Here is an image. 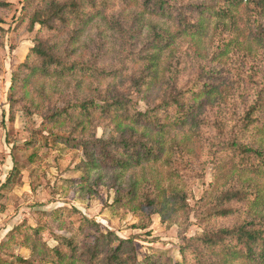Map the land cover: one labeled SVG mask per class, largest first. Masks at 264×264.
I'll return each instance as SVG.
<instances>
[{"label": "rangeland", "instance_id": "374dc122", "mask_svg": "<svg viewBox=\"0 0 264 264\" xmlns=\"http://www.w3.org/2000/svg\"><path fill=\"white\" fill-rule=\"evenodd\" d=\"M3 1L9 6L0 8V185L8 176L10 181L0 187V241L19 226L43 225L41 239L47 246L56 245L55 234L74 236L77 252L81 253L93 243L94 237L110 232L114 237L132 241L137 264L147 257L156 264H191L195 244L187 243L188 239L205 229L216 230L246 217L248 204L232 202L230 204L239 209L237 213L205 218L203 201L222 186L226 170L231 166L227 151H222L219 145L236 135L251 147L258 144L257 122L246 134H242L241 127L250 105L258 103L257 92L264 84V43L252 42L244 35L240 40L245 41L231 49L219 63L209 61L216 48L215 41L207 38L194 45L188 37L178 36L173 39V45L163 51L157 79L150 82L147 78L144 84H137L140 81L135 83V74L144 64L139 58L152 45L154 31L167 29L175 33L179 16L169 20L143 13L142 9L147 8H141L142 0L138 3L96 0L93 5L77 0L83 20L67 18L47 30L40 29L39 25L30 28L27 21L33 10L44 7L47 0ZM173 1L177 4L193 2ZM210 1V4L215 3V0ZM43 38L56 43L54 49L69 61L119 67L123 73L113 79L89 75L71 78L31 75L27 68L19 65L29 66L36 61L30 50L37 39ZM246 41L251 44V53L245 47ZM15 72L19 78L11 91ZM72 78L81 82V93L73 92ZM195 83L198 93L205 88L204 84L217 88V93L205 96L200 92L197 96L196 102L204 101V104L197 115L201 120L196 126L189 121L185 126L169 125L162 136L165 140L163 159L170 157L178 172H169L170 168L161 161L146 164L145 170L136 167L119 172L112 168H94L84 172V152L72 141L114 138L137 143L142 139L156 145L159 136L155 132L158 131L147 129L142 120L138 124L131 119L122 121L114 116L118 114L114 110L108 117L97 110L91 122L84 123V129L71 123L55 125L45 117L53 108H61L64 101L76 96L95 98L97 104H101L100 93L109 98L120 95L127 101L130 114L154 107L161 122H170L176 107L173 104L164 110L161 104L171 103ZM190 97L182 96L185 102L192 104ZM253 117L264 119V109L255 110ZM180 147L190 150L180 151ZM88 149L95 156L101 155L99 145H90ZM106 149L115 152L113 146ZM121 149V145H116V150ZM213 151L217 156L212 155ZM153 179H159L165 190L154 206L158 213L147 214L148 209L134 211V205L127 202L128 197L116 201L132 184ZM183 204L186 208L180 209ZM21 237L23 234L17 233L9 240L0 250V257L8 258L7 261L15 259L14 256L11 259L12 254L37 258L30 255L28 249L18 246ZM109 238L99 242L103 249L118 244V240ZM183 246H187L184 255L180 251ZM130 250L126 244L124 255L128 256Z\"/></svg>", "mask_w": 264, "mask_h": 264}, {"label": "trees", "instance_id": "16d2710c", "mask_svg": "<svg viewBox=\"0 0 264 264\" xmlns=\"http://www.w3.org/2000/svg\"><path fill=\"white\" fill-rule=\"evenodd\" d=\"M84 1L89 5H93L96 0ZM138 1L131 0L132 3H138ZM142 1L141 8H147L142 9L143 13L169 20L173 16H179L180 20L175 33H170L167 29H156L154 31L150 41L152 45L139 58L144 64L142 63V68L135 74L137 78L135 83L140 81L137 84H144L147 78H150V82L157 79L163 51L173 45V39L178 36L188 37L194 45L201 43L202 39L207 38L215 41L216 48L209 56V61L212 60L219 63L231 49L237 48L245 41L240 40L244 35L252 42L264 43V0H215L214 4H210V0H193V2L187 4H177L173 0ZM8 6L7 2L0 0V8H7ZM81 12V4L77 0H47L44 7L33 10L27 17V21L30 28L39 25L40 29L49 30L54 29L57 22L66 21L67 18L82 21ZM56 47L57 44H51L47 38L37 39L30 50L37 62L34 61L29 66L26 63H22L19 67L27 68L31 75L39 74L41 77L56 76V78L89 75L113 79L123 73V69L119 67L107 68L106 66H97L94 63H80L74 59L69 61L68 57L59 54L54 49ZM245 47L251 53L250 42L246 41ZM206 73H202L200 76H204ZM18 78L19 75L15 72L10 85L11 91L14 88V81ZM74 79L72 78L73 92L79 94L81 93L82 84L79 80ZM197 86L195 83L184 90L180 96L174 98L171 103L163 102L161 104L164 110L169 105H175L176 112L170 122H161L154 113L156 111L154 107L130 114L127 101L120 95L115 94L112 98H109L108 95L104 96L100 93L98 101L102 102L101 104H97L95 98L87 99L85 96L83 98L76 96L64 101L61 108H53L52 111L45 114V117L49 119L50 123L55 125L61 126L71 123L84 129V123H90L92 115L97 110L105 117L113 114L114 110L118 113L114 114V116L119 117L122 121L131 119L134 124H138L142 120L147 129L153 128L154 132L155 130L158 131L155 132L159 136L156 140V145L149 144L147 140L144 141L142 139L137 141V143L114 138L72 141L76 147H80L84 152V162L82 163V171L84 172L94 168H112L119 172L133 170L136 167H139L140 170H145L146 164L159 161H161L163 166L170 168L169 172H178V169H174L170 157L163 159L165 154L163 143H165V140L162 136L167 133L166 128L169 125L185 126L188 124L187 121H189L191 125L196 126L201 120L197 115L203 108L204 101L196 102L198 101L196 98L200 92H203L205 96H212L217 91V88H208V84H204L203 87L205 88L198 93L195 90ZM183 94L191 96L190 100L193 99V103L185 102L182 98ZM257 97L258 103L250 105V109L243 116L244 122L241 127L242 134H246L257 122V129L260 133L257 146L251 147L244 140L239 139L240 135H236V137L229 139L228 142L219 145L222 151H227V161H229L231 166L226 170L227 173L224 175L225 182L222 186L213 192V196L210 194L203 201L204 211L207 213V215L203 216L205 218L228 216L237 213L239 209L234 208L233 204H230L232 202L240 205L248 204L247 215L243 220H238L234 224L225 225L216 230L205 229L203 232L198 233L196 237L188 239L187 243L194 242L195 244L191 264H264V119L252 118L255 110L262 111V108L264 109V84L260 86ZM215 126L218 127V124H215ZM159 133H162V135ZM90 145H99L101 147V155L95 156L88 149ZM116 145H121L122 149L116 150ZM109 146H113L115 152L106 149ZM186 149L180 147L179 150L183 151ZM168 150L171 152L170 146ZM189 150L187 149L186 151ZM212 155L217 156L214 151ZM9 181L10 178L8 176L6 182L2 183L0 187L7 186L6 184ZM136 184H132L122 198L118 197L116 201L128 197L127 202L134 205V211L148 209L149 212L147 214L158 213L159 211L154 206L162 198L165 191L160 186V180H143L138 185ZM172 193L176 195L177 192L172 190ZM183 207L186 208L185 204L180 206V209ZM146 217L148 218V215ZM42 229L43 225L27 228L19 226L15 228L14 232L10 233V236L0 241V250H2L17 233L23 234L21 240L18 241V246L28 249L30 255H36L37 258H25L12 254L11 259L14 256V260L7 261L8 258L0 257V264H137L136 253L130 239L114 237L110 232L107 235L101 234L98 237H94L93 243L88 245L85 250L78 253L74 236L55 234L53 238L56 245L49 247L42 242ZM111 236L118 240V244L115 247L103 249L102 243L99 242H106L107 238L109 240ZM102 238H105V240ZM126 244H129L131 248L128 256H125L123 252ZM186 248L187 246L180 248L183 255ZM140 264H156V262L147 257ZM169 264L171 263L169 262ZM174 264H179V262Z\"/></svg>", "mask_w": 264, "mask_h": 264}]
</instances>
